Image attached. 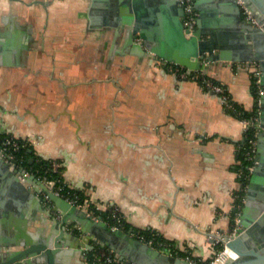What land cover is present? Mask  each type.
<instances>
[{"label":"crops","instance_id":"obj_1","mask_svg":"<svg viewBox=\"0 0 264 264\" xmlns=\"http://www.w3.org/2000/svg\"><path fill=\"white\" fill-rule=\"evenodd\" d=\"M103 10L92 0H0V127L31 140V161L52 162L95 215L117 207L130 228L208 261L234 230L243 123L195 77L130 49ZM204 73L255 107L257 62L217 61ZM23 184L35 199L0 175V227L20 214L31 230L50 220L45 193ZM76 243L72 264H86L95 243Z\"/></svg>","mask_w":264,"mask_h":264},{"label":"water","instance_id":"obj_2","mask_svg":"<svg viewBox=\"0 0 264 264\" xmlns=\"http://www.w3.org/2000/svg\"><path fill=\"white\" fill-rule=\"evenodd\" d=\"M92 1L94 6L102 2L110 23L125 28L130 49L154 53L184 67L189 75L206 71L210 63L217 61L258 63L262 93L256 125L257 162L234 233L220 236L219 242L227 243L238 254L224 264H264V0H243L250 15L244 13L239 0H193L198 17L192 34L184 26L185 10L180 0ZM0 175L25 191L31 200L35 195L26 190L23 181L39 185L37 191L45 193L50 217L46 226L35 230L29 229V221L23 214L17 217L13 228L1 226L0 264H72L76 242L81 238L94 242L93 248L109 250L114 259L112 264H194L189 257L169 253L97 218L55 192L35 173L28 175L25 168L11 170L2 155ZM84 258L86 264H108L93 263L89 255Z\"/></svg>","mask_w":264,"mask_h":264},{"label":"built area","instance_id":"obj_3","mask_svg":"<svg viewBox=\"0 0 264 264\" xmlns=\"http://www.w3.org/2000/svg\"><path fill=\"white\" fill-rule=\"evenodd\" d=\"M239 1H240V4L244 10V13L246 15H250V11L247 9L246 5L244 4V1L243 0H239ZM180 5L183 6V8L185 10L184 26H185L186 30L189 31L188 34H192L197 27V17H198V11L194 8V1L193 0H180ZM168 66L170 67V69L178 72L181 76H192V77H194V74H196V73H204V71H202V72L196 71L194 74L189 75L187 70L180 65L168 62ZM259 80H260V75L257 76V83L259 86V104H260V95L262 93V88L259 84ZM203 86L206 89H209V90H212L214 92L219 93L223 99V103H224L225 107L231 106V95H230V93H229V91H228V89L224 83L215 82L212 78L209 77V78H205ZM258 114H259V111H258ZM258 114H257V116H255L253 118L243 117L240 119L241 122L243 123L245 133L249 129V127H251V126H254L256 128V132L254 133V136L248 138L249 150L247 151V156L249 159L252 160V163L247 166V174H246L247 178H250L251 172L253 171L254 166L257 162L256 152H257L259 129L256 125H257V121L259 119ZM29 144L31 145V140L23 139L21 137L8 134L5 130H3L0 127V155L5 157L7 163L10 165L11 170L25 168L19 162L16 153L18 151H20L22 148L28 146ZM31 173H33V172L26 169V174L30 175ZM239 174H240V176H243L245 173L243 170H241L239 172ZM19 177L21 179H24L25 176L23 174H19ZM41 179L44 182H46L50 187H52L55 192L63 195L64 197H66L67 199L72 201L74 204H77L78 206H81V207L89 210V207L87 208L86 204H83L82 202L79 201V197L77 195H73L72 193H70L71 188L68 187L65 183H64V185H56V181L54 179L48 178L47 176H44ZM246 188H247V186H246ZM243 202H244V199H243ZM90 213L94 214L91 211H90ZM240 213H241V211L238 212V214L236 215L235 223L238 222ZM95 216L97 218H102L98 215H95ZM112 217H113L114 222L112 223L109 221V223L113 227H118V228L124 229V225H123L124 222L122 220V217H121V215H119L116 212V210H113ZM235 227H236V225H235ZM124 230H126V229H124ZM126 231L132 233L134 236H136L142 240H145L144 237L139 235L133 228H129V230H126ZM232 233H234V230L232 231ZM145 241H147V240H145ZM147 242H149L152 245H155L152 240H149ZM158 248H160V247H158ZM161 249H167V248H161ZM227 249H228V245L223 244V247L220 250H218L216 252V254L209 261L201 262V261H196L193 259H192V261L194 264H224L225 261L227 260L226 259L227 257L226 258H223V257L225 256V252L227 251ZM167 251L169 253H172L169 249H167ZM237 257H238V254H237ZM106 263H108V264L114 263V259L111 257V255L107 257ZM116 264H122V263L116 262Z\"/></svg>","mask_w":264,"mask_h":264},{"label":"trees","instance_id":"obj_4","mask_svg":"<svg viewBox=\"0 0 264 264\" xmlns=\"http://www.w3.org/2000/svg\"><path fill=\"white\" fill-rule=\"evenodd\" d=\"M194 77L196 79H198L202 83V85H204L205 78H209V76L206 73H196V74H194ZM213 80L215 82H220V81H217L215 79H213ZM252 90H253V94L255 97V103H256L255 107L252 110H248L244 106L238 104L232 98V96H231V106L226 107V109L228 111H230L231 113H233L239 119H241L243 117L253 118V117L257 116L258 111L260 109V106H259V86H258L256 77H254V80L252 83ZM255 132H256V128L254 126L249 127V129L245 133V141H244L243 145L241 146V148L238 152V156H239V159L241 161L240 166H239V172L241 170H243L245 174L243 176H240V181H241L242 187H241V190L238 192V197L236 200V206H235V210L233 213V226H232L233 228H235V225H236L235 217L238 214V212H240L242 210L243 199H244L245 192H246V186H247L248 181H249V178H247V176H246L247 166L252 163V160L249 159L247 156V151L249 150L248 138L254 136ZM16 154H17V158H18L19 162L26 169L32 171L33 173H35L37 176H39L41 178L44 176H47L48 178L54 179L56 181V185H64V181L62 180L60 169L59 168L54 169V165L52 162L47 161L45 159H41V158H34V161L31 162V157L33 155V151H32V146L30 144L28 146L22 148ZM70 193H72L73 195H77L79 197L80 202L83 201V195L79 190L70 189ZM92 209H93V207H92ZM93 210H95L94 212L96 213V215H98V216H100V217L104 218L105 220L110 221L112 223L114 222L113 217H112V213H113V210H116V212L119 215H121V217H122V220L124 222V224H123L124 229L129 230L130 226L125 221L124 216L122 215V213L120 212V210L117 207H111V208H108L106 210H100V209L95 208ZM134 230L139 235L143 236L145 240H147V241L152 240L153 243L157 247L167 248L173 253L176 252L175 247L172 245V243H170L168 240H165L161 235H159L155 231H152L151 229H139V228H134ZM222 247H223V244L218 243L217 251L220 250ZM94 253H96L97 256L100 255L101 257L97 258L96 256L93 255ZM109 255H110L109 250L96 247L95 251H93L92 254L90 253L89 258H90V261H96V262L99 261L100 262V261H106L107 256H109ZM180 255L185 256V257L187 256L185 253H180ZM195 260L197 261L198 259H195ZM205 262H207V261H205Z\"/></svg>","mask_w":264,"mask_h":264},{"label":"bare ground","instance_id":"obj_5","mask_svg":"<svg viewBox=\"0 0 264 264\" xmlns=\"http://www.w3.org/2000/svg\"><path fill=\"white\" fill-rule=\"evenodd\" d=\"M226 245H227V243H225ZM227 257V258H226ZM236 258L237 257V252L234 250V249H232L230 246H228V249H227V251L225 252V256L223 257V258H226V259H228V258ZM227 261V260H226ZM225 261V262H226Z\"/></svg>","mask_w":264,"mask_h":264},{"label":"rangeland","instance_id":"obj_6","mask_svg":"<svg viewBox=\"0 0 264 264\" xmlns=\"http://www.w3.org/2000/svg\"><path fill=\"white\" fill-rule=\"evenodd\" d=\"M56 169V168H55Z\"/></svg>","mask_w":264,"mask_h":264}]
</instances>
